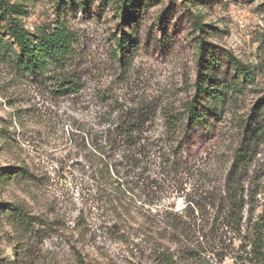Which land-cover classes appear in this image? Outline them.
I'll list each match as a JSON object with an SVG mask.
<instances>
[{
  "label": "rangeland",
  "instance_id": "374dc122",
  "mask_svg": "<svg viewBox=\"0 0 264 264\" xmlns=\"http://www.w3.org/2000/svg\"><path fill=\"white\" fill-rule=\"evenodd\" d=\"M56 2L0 0V9L4 3L21 7L18 17L30 32L56 22L71 30L74 51L63 74L80 85L78 93L60 96L54 92V80L48 78L58 77V72L29 76L0 56V169H20L11 180L0 179V205L23 211L22 220L14 222L0 215V264H194L192 260L163 263L157 257L158 246L149 238L154 227L144 223L143 210L118 219L100 207L99 185L92 177L97 154L90 144L103 128L102 119H111L121 109H142L151 118L147 133L163 131L158 122L160 106L177 108L189 96L198 35L217 57L231 53L254 77L216 124V136L201 138L184 155L196 165L189 179H246L253 196L245 207L243 234L250 212L264 214V143L254 142L250 163L237 171L232 166L240 142L236 119L246 117L264 93V0H154L132 23L140 46L124 67L113 57L112 34L130 29L118 23L111 3L93 0L90 9L83 10L58 8ZM168 6L160 25L156 14ZM191 13L202 15L205 34L193 29ZM7 29L8 19L0 17V36L12 40ZM162 38L168 39L165 45ZM140 192L135 188L132 204L140 205ZM160 203H172L168 210L180 212L186 205L185 194ZM150 207L154 214L157 209ZM150 218L158 224L166 221L164 215ZM211 239L200 244L207 251L204 264H232L229 257L214 255L219 245Z\"/></svg>",
  "mask_w": 264,
  "mask_h": 264
},
{
  "label": "trees",
  "instance_id": "16d2710c",
  "mask_svg": "<svg viewBox=\"0 0 264 264\" xmlns=\"http://www.w3.org/2000/svg\"><path fill=\"white\" fill-rule=\"evenodd\" d=\"M104 1L111 3L118 23L130 29L120 35L112 34L113 57L118 66L124 67L140 46L132 23L137 22L154 0ZM92 2L57 0L56 6L88 10ZM21 10L19 5L8 3L0 9V17L8 19L7 30L12 39L0 36V56L29 76L41 77L45 73L58 72V77L48 78L54 80V92L60 96L78 93L80 85L77 81L63 74L74 51L75 39L71 30L56 22L30 32L18 17ZM169 10L168 6L156 14L160 25ZM191 24L199 34H205L202 15L191 13ZM166 41L168 39L162 38L160 43L165 45ZM195 55L196 71L189 96L177 108L162 105L158 109L162 132L147 133L145 126L151 118L142 109L129 112L121 109L111 119H102L103 128L90 144L91 150L97 154L92 163V177L100 192L97 201L102 209L110 210L118 219L143 210L144 223L154 227L149 238L158 246L156 255L163 263L192 260L194 264H204L207 260L203 254L207 251L202 250L200 244L202 241L208 243L213 236L219 245L214 254L217 258L229 257L232 264H264V214L253 215L250 212L242 234L247 219L245 207L249 203L248 198L253 196L249 194L246 179H189L194 175L196 165L184 156L190 145L197 144L201 138L213 139L216 136V124L221 123L227 110L238 102L243 88L252 84L253 73L231 53L217 57L201 35L195 39ZM223 66L224 71H220ZM236 121L240 142L235 149L232 166L237 171L251 162L254 142L264 143V93L255 100L246 117ZM86 137L84 133L83 145L87 144ZM19 171L12 167L0 169V179L11 180ZM178 175L187 179H177ZM135 188L142 191L140 205L132 204L135 202L132 200ZM181 193L185 194L186 205L180 212L168 210L172 203L161 206L163 199L175 198ZM146 204L148 208H145ZM150 206L157 209L154 214ZM0 215H7L14 222L22 220L23 211L18 206L3 204L0 205ZM162 215L166 221L160 220L159 224L164 227L150 218ZM120 221L126 224L123 219ZM227 233L231 236L228 237ZM193 243L194 248L189 249L188 245ZM166 244L174 245L175 249L171 250Z\"/></svg>",
  "mask_w": 264,
  "mask_h": 264
}]
</instances>
